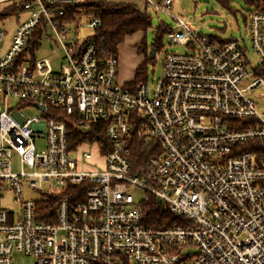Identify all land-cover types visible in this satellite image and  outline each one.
Returning <instances> with one entry per match:
<instances>
[{"label":"built area","instance_id":"1","mask_svg":"<svg viewBox=\"0 0 264 264\" xmlns=\"http://www.w3.org/2000/svg\"><path fill=\"white\" fill-rule=\"evenodd\" d=\"M22 1L26 16L6 48L0 27V264H15L14 254L35 264H264V110L249 95L264 88V11L246 18L256 68L242 37H208L171 15L173 0H145L172 17L170 43L189 51L165 55L150 96L147 81H119L118 56L92 40L97 18L62 21L84 0ZM83 19L93 29L86 39ZM38 28L60 43L59 72L31 51ZM65 118L88 140L72 146ZM137 135L158 145L143 169L134 167ZM71 185L81 186L77 200L41 220V198ZM26 187L42 197L25 198ZM6 192L19 213L1 205ZM151 200L188 225L145 224Z\"/></svg>","mask_w":264,"mask_h":264},{"label":"rangeland","instance_id":"2","mask_svg":"<svg viewBox=\"0 0 264 264\" xmlns=\"http://www.w3.org/2000/svg\"><path fill=\"white\" fill-rule=\"evenodd\" d=\"M102 2H119L120 0H97ZM154 2H159L160 0H153ZM19 2L7 1L0 3V9L5 7L7 4ZM84 2V1H83ZM229 7H225L221 0H173L172 9L169 11L172 16H181L186 21L190 22L191 26L198 32L203 33L211 38H221V39H231V38H243L249 47L252 55L250 59L255 67L258 68L260 64L258 63L257 56L253 53L251 45L249 43V36L247 31V16L253 8L245 5L242 0H229ZM140 10L146 11L151 17L152 27L148 30L146 35L142 33H137L133 36L127 37L119 47L118 59H119V81L122 84L131 82L134 78L136 68L141 65L145 57L137 53L136 45L141 42L143 37L146 38L147 44L151 47L157 37L159 27L168 30L163 35L162 47L160 52L156 54L155 59L147 64L148 69V92L150 96H153L155 86L157 81L161 78L163 74V60L166 54L179 52L188 53V49L184 46H179L176 44H171L168 32L170 29L176 28V23L172 20V17L167 13L158 12L155 13L152 9H146L147 4L145 0H141L137 4ZM148 10V11H147ZM82 15H87L80 13ZM26 16L25 12L22 11L19 17H12L7 19L5 22L0 23V27L6 33V40L3 47L6 48L11 37L13 36L18 20L20 22ZM83 26L81 27L79 34L82 38L86 39L88 36L92 35L93 29L89 27V22L87 19H83ZM75 26L71 28V33L74 34ZM38 49L35 51V58L37 61L46 60L50 64L51 68L55 72H59L61 66L64 65V53L60 46V43L51 30L44 33L41 39L37 40ZM29 55V54H28ZM27 55V60L31 61ZM30 67V63L25 64ZM241 83V87H244L249 81ZM255 101L259 103L258 109L260 111L264 110V88L249 94ZM38 114L37 111H29L28 115ZM93 153L91 150H89ZM92 164H99L98 171H102L103 163L96 159L95 153H93ZM92 169V171H97ZM13 171H19L18 162L15 159L13 162ZM45 194L49 192L48 188H44ZM25 198L40 199L42 196L38 191H31L26 187L24 189ZM134 197L137 201L142 200L143 193L139 190L135 191ZM1 205L11 210L15 214L19 213L20 207L15 205L12 201V194L6 192L4 198L1 200ZM15 264H35L36 259L32 257H27L22 254H14Z\"/></svg>","mask_w":264,"mask_h":264},{"label":"trees","instance_id":"3","mask_svg":"<svg viewBox=\"0 0 264 264\" xmlns=\"http://www.w3.org/2000/svg\"><path fill=\"white\" fill-rule=\"evenodd\" d=\"M242 1L245 5L255 8L257 11H264V0ZM228 2L229 0H221V3L225 7H229ZM23 6L24 1L19 0V2L7 4L5 7L0 9V23L5 22L7 19L12 17L18 18L20 13L23 11ZM80 13L93 15L99 20L100 25L92 36V40L98 44H102L108 53H112L117 56L120 45L124 43L127 37L133 36L137 33L146 35L148 30L152 27L150 15H148L146 11L140 10L137 4L133 3H110L97 0H84L81 4L67 6L65 8V16L62 21L64 23L73 22L76 16ZM167 31L168 30L159 27L156 40L151 47L148 46L145 37H143L141 42L136 45L137 53L143 55L145 60L136 68L133 80L127 83V85L136 87L147 81V64L155 59V57H152V50L154 49L156 54L160 52L163 35ZM41 37L42 30L41 28H38V30L33 33L30 40L29 46L32 52H35L38 49L37 40L41 39ZM64 122L69 128V136H75L74 143L72 138H70L72 146L75 143L88 140L86 136L81 135V133L75 128L73 120L65 118ZM89 140L100 141V138L92 137L89 138ZM253 144L254 142H249L247 147H251ZM157 146L156 142H147L141 135H137L135 145L133 146L134 167L139 169L145 168L146 161L154 155L153 149ZM80 190L81 186L71 185L63 195L53 196L46 194L43 196L37 203V210L39 211L41 208V213L38 212L39 218L46 222L51 221V219H47L48 215H50V218L52 217L53 219L57 204H59L61 200H68L71 203H74L77 200L74 195H76ZM143 210L145 224L148 226L167 228L188 225L187 221L186 224L181 225L180 221H185L183 218L161 211V209H159L152 200L143 206ZM45 211H47V213H45ZM124 264H129V261L124 262Z\"/></svg>","mask_w":264,"mask_h":264},{"label":"crops","instance_id":"4","mask_svg":"<svg viewBox=\"0 0 264 264\" xmlns=\"http://www.w3.org/2000/svg\"><path fill=\"white\" fill-rule=\"evenodd\" d=\"M141 0H120L119 2H112V3H133V4H138L140 3ZM129 83V82H127ZM125 83V84H127Z\"/></svg>","mask_w":264,"mask_h":264},{"label":"water","instance_id":"5","mask_svg":"<svg viewBox=\"0 0 264 264\" xmlns=\"http://www.w3.org/2000/svg\"><path fill=\"white\" fill-rule=\"evenodd\" d=\"M155 55H156V52H155V50L153 49V50H152V57H155Z\"/></svg>","mask_w":264,"mask_h":264}]
</instances>
